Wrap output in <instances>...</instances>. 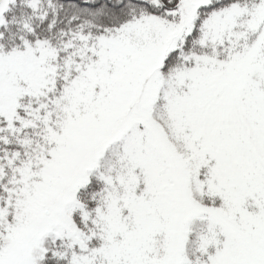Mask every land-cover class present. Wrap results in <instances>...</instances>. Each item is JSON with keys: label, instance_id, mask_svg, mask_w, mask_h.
I'll list each match as a JSON object with an SVG mask.
<instances>
[{"label": "snow or ice", "instance_id": "1", "mask_svg": "<svg viewBox=\"0 0 264 264\" xmlns=\"http://www.w3.org/2000/svg\"><path fill=\"white\" fill-rule=\"evenodd\" d=\"M0 264H264V0H0Z\"/></svg>", "mask_w": 264, "mask_h": 264}]
</instances>
